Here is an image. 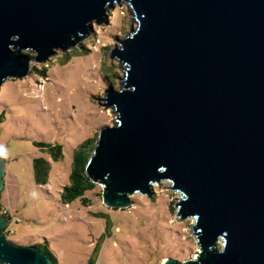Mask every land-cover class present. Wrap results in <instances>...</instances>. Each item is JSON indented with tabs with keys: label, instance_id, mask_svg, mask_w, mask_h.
<instances>
[{
	"label": "water",
	"instance_id": "1",
	"mask_svg": "<svg viewBox=\"0 0 264 264\" xmlns=\"http://www.w3.org/2000/svg\"><path fill=\"white\" fill-rule=\"evenodd\" d=\"M121 2L138 25L110 51L124 76L105 89L115 122L99 129L86 176L114 209L161 180L182 194L177 215L195 218L201 251L162 264H264V0H0V87ZM3 175L0 158V196ZM6 223L0 214V264H52L8 240Z\"/></svg>",
	"mask_w": 264,
	"mask_h": 264
},
{
	"label": "rangeland",
	"instance_id": "2",
	"mask_svg": "<svg viewBox=\"0 0 264 264\" xmlns=\"http://www.w3.org/2000/svg\"><path fill=\"white\" fill-rule=\"evenodd\" d=\"M137 25L129 4H116L75 46L57 50L44 63L32 62L26 77L8 78L0 87V144L7 149L0 156V204L19 220L9 223L14 232L6 238L47 241L56 264H86L90 257L95 264H162L167 258H196L201 251L195 218L177 215L183 196L168 180L155 182L151 196L131 194L132 204L123 209L103 204L100 184L85 193L90 205L60 198L74 149L86 140L95 143L99 129L115 122L116 113L104 104L105 89H119L124 70L110 51ZM38 143L60 145L63 158L53 160ZM38 157L50 164L43 185L35 181Z\"/></svg>",
	"mask_w": 264,
	"mask_h": 264
},
{
	"label": "trees",
	"instance_id": "3",
	"mask_svg": "<svg viewBox=\"0 0 264 264\" xmlns=\"http://www.w3.org/2000/svg\"><path fill=\"white\" fill-rule=\"evenodd\" d=\"M37 72L44 75L45 71L37 69ZM41 149L48 153L50 158L53 160H60L63 158V152L60 145H50L46 143H38ZM95 146L94 142L88 140L83 141L80 145L74 149L72 155L71 171L69 175V183L63 186L60 192L61 201L65 204L74 201L75 199H80L81 203L84 205H90V199L85 196L87 191H91L96 187V183L92 182L85 174V164ZM49 161L43 157H38L33 160L35 181L38 184H46L48 182V171H49ZM4 208L0 204V210ZM9 214H7L8 216ZM41 251L46 253L52 261V264H56V258L52 254L51 249L47 241L43 243L34 244ZM86 264H95L93 258H89Z\"/></svg>",
	"mask_w": 264,
	"mask_h": 264
},
{
	"label": "clouds",
	"instance_id": "4",
	"mask_svg": "<svg viewBox=\"0 0 264 264\" xmlns=\"http://www.w3.org/2000/svg\"><path fill=\"white\" fill-rule=\"evenodd\" d=\"M10 39L11 40H18L19 36H18V34H13L10 37ZM9 47H10V50L15 51V48L12 45H10ZM32 51L34 52V54H38L34 49H32ZM5 155H7V149L5 148L4 145L0 144V156H5ZM32 195L35 196L36 193L33 192ZM221 239L223 240V236H221ZM224 251H225V247H224V245H221L220 252L223 253Z\"/></svg>",
	"mask_w": 264,
	"mask_h": 264
},
{
	"label": "built area",
	"instance_id": "5",
	"mask_svg": "<svg viewBox=\"0 0 264 264\" xmlns=\"http://www.w3.org/2000/svg\"><path fill=\"white\" fill-rule=\"evenodd\" d=\"M0 214H1V215H4V216L7 217V223H6V225H5V227H4V230H3L5 236H7V235H9V234H12L14 231H13L12 229H10V227H9V223H10L11 221H13V222H18L19 220L17 221V220L14 219L13 217H11V213H10V211L8 210V208H2V209L0 210ZM7 214H9V215L7 216Z\"/></svg>",
	"mask_w": 264,
	"mask_h": 264
},
{
	"label": "crops",
	"instance_id": "6",
	"mask_svg": "<svg viewBox=\"0 0 264 264\" xmlns=\"http://www.w3.org/2000/svg\"><path fill=\"white\" fill-rule=\"evenodd\" d=\"M4 208H7L5 205H2ZM19 244H26V243H19Z\"/></svg>",
	"mask_w": 264,
	"mask_h": 264
}]
</instances>
